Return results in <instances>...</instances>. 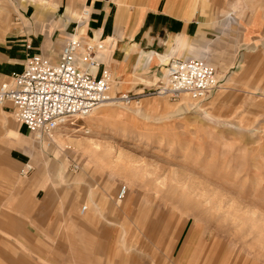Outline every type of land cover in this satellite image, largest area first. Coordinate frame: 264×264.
<instances>
[{
  "label": "rangeland",
  "instance_id": "1",
  "mask_svg": "<svg viewBox=\"0 0 264 264\" xmlns=\"http://www.w3.org/2000/svg\"><path fill=\"white\" fill-rule=\"evenodd\" d=\"M168 1L204 25L194 57L218 90L100 107L60 145L36 141L27 177L0 108V264H264V0ZM21 2L0 0V39Z\"/></svg>",
  "mask_w": 264,
  "mask_h": 264
},
{
  "label": "crops",
  "instance_id": "2",
  "mask_svg": "<svg viewBox=\"0 0 264 264\" xmlns=\"http://www.w3.org/2000/svg\"><path fill=\"white\" fill-rule=\"evenodd\" d=\"M21 1L16 27L0 39V82L23 71L28 53H43L57 60L72 32L82 42L77 64L85 66L86 49L93 46L92 56L99 67L92 73L100 76L102 70H108L113 78L114 95L147 91L165 80L170 58L201 57L210 49L204 25L199 27L194 17L188 20V15L182 17L169 10L173 8L170 1L149 0L136 13L126 9L122 0ZM84 11L88 17L83 16ZM1 109L13 113L11 105ZM18 124L19 131L15 133L28 136L27 128ZM48 136L52 139L51 134ZM48 136L42 140L44 145ZM11 149L30 159L29 149L26 152ZM15 160L25 165L20 157Z\"/></svg>",
  "mask_w": 264,
  "mask_h": 264
},
{
  "label": "built area",
  "instance_id": "3",
  "mask_svg": "<svg viewBox=\"0 0 264 264\" xmlns=\"http://www.w3.org/2000/svg\"><path fill=\"white\" fill-rule=\"evenodd\" d=\"M86 15L89 16L84 11L83 16ZM81 48L80 38L71 35L57 60L43 53H28L23 71L11 75L6 82H0V108L11 105L17 122L26 127L30 135H50L64 126L82 131L85 128L77 125L79 120L115 101L130 104L143 97L177 101L183 96L200 101L219 88L215 69L204 61L172 57L166 65L165 80L147 91L114 95L112 74L108 70H102L100 76L92 73L99 67L92 56L93 46L86 49L85 66L77 64ZM27 49L32 50L31 46ZM26 167L23 175L32 170V167ZM73 168L78 170L79 166L74 165ZM126 192L127 189L123 188L119 199H123ZM86 210L84 207L83 211Z\"/></svg>",
  "mask_w": 264,
  "mask_h": 264
},
{
  "label": "bare ground",
  "instance_id": "4",
  "mask_svg": "<svg viewBox=\"0 0 264 264\" xmlns=\"http://www.w3.org/2000/svg\"><path fill=\"white\" fill-rule=\"evenodd\" d=\"M172 8L170 7L169 10H171ZM87 16V15H86ZM194 16H191V18H189L188 20H191ZM185 97V96H184ZM118 104H123L122 102L120 101H115V102H111L109 104H106V105H103L102 107L104 106H111V105H118ZM99 109V108H98ZM119 111V110H118ZM118 113V112H117ZM93 113H91L88 118L90 119H87V122L88 123H92L93 119H91V116H92ZM87 118V117H86ZM84 118V119H86ZM68 127V126H67ZM66 126L64 127H61L59 129H57L56 131L52 132L51 133V136H52V139L48 136V135H45V136H48L47 139H48V142L47 144H50V143H54V144H57V145H60L61 143H63L64 141H67L70 136L68 135V131H66ZM4 129V128H3ZM7 131V130H6ZM64 131H66L64 133ZM8 136H7V140H8V145L10 148H16L18 150H22L24 152H26L27 149H29V156H30V159H31V163L28 165L30 167L31 164H35V157H34V153L36 151V141H38V143L40 144L42 142V140L45 138V136H36V135H32L31 137L30 136H26V137H21L18 135V133H15L14 131H10L8 132ZM87 134H89V132H87ZM34 136H36L37 138H34ZM37 139V140H36ZM54 139V140H53ZM43 143V142H42ZM67 143V142H66ZM68 144V143H67ZM29 146V148L27 147ZM67 147V146H66ZM40 150V149H39Z\"/></svg>",
  "mask_w": 264,
  "mask_h": 264
}]
</instances>
